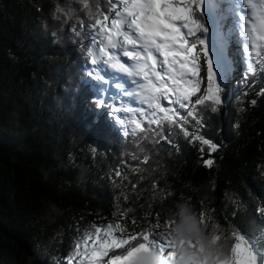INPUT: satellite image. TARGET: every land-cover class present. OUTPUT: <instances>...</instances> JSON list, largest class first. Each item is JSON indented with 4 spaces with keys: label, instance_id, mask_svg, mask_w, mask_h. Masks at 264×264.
Masks as SVG:
<instances>
[{
    "label": "trees",
    "instance_id": "16d2710c",
    "mask_svg": "<svg viewBox=\"0 0 264 264\" xmlns=\"http://www.w3.org/2000/svg\"><path fill=\"white\" fill-rule=\"evenodd\" d=\"M57 7L73 9L72 19ZM77 19L88 23L79 0H0V264H65L87 226L119 222L138 233L157 215L164 225L178 201L202 212L209 227L220 225L229 246L233 230L260 237L264 73L243 84L239 56L217 111L199 106L198 134L216 152L201 153L200 142L182 133L172 144L137 146L94 103L91 65L71 30ZM255 77L258 91L247 95ZM186 127L197 133L194 122ZM116 169L128 178L115 177Z\"/></svg>",
    "mask_w": 264,
    "mask_h": 264
},
{
    "label": "snow or ice",
    "instance_id": "6c2138e0",
    "mask_svg": "<svg viewBox=\"0 0 264 264\" xmlns=\"http://www.w3.org/2000/svg\"><path fill=\"white\" fill-rule=\"evenodd\" d=\"M79 3L88 23L77 19L71 30L81 39L85 60L91 65L86 66L85 72L95 82L96 107L104 109L122 135L132 137L137 146L143 141L172 144L170 137L182 133L200 142L201 153L204 146L210 153L216 152L218 145L198 134L203 127L199 106L208 104L215 112L226 99L221 96L226 76L223 79L221 76L226 66L230 69L232 61L226 55L227 40L221 28L227 17L221 14V22L212 25L216 35L209 37V27L197 19L198 13L205 14L206 0H79ZM214 7L217 6L209 4L208 11L211 13ZM57 11L67 19H72L74 13L73 9L61 7ZM228 16L231 24L227 36L235 38L237 54L245 65L241 82L247 86L249 76L264 73V0H230ZM85 40L87 44L83 43ZM210 47L215 49V56L210 55ZM193 122L197 133H190L186 127ZM131 159L139 157L133 154ZM143 162L147 163V157ZM204 164L210 168L214 160L209 158ZM114 176L121 180L128 178L120 169L114 171ZM117 208L119 213L118 205ZM128 211L131 209L122 215L126 216ZM257 211L264 213V207ZM198 215L206 223L204 214ZM156 220L149 222L147 229L130 234L119 222L91 224L74 242L65 264H131L136 252L150 246L174 260L171 240L163 232L154 231L161 227L158 215ZM170 223L165 222L169 226ZM231 237L234 242L228 245L229 254L219 264H264L261 246L264 231L260 237H252L233 230ZM138 240L141 242L133 243Z\"/></svg>",
    "mask_w": 264,
    "mask_h": 264
},
{
    "label": "clouds",
    "instance_id": "9594fccd",
    "mask_svg": "<svg viewBox=\"0 0 264 264\" xmlns=\"http://www.w3.org/2000/svg\"><path fill=\"white\" fill-rule=\"evenodd\" d=\"M230 54L239 62L237 53L231 50ZM168 221L171 222L170 226L164 224L161 227L174 246L175 259L167 258L157 248L150 246L136 252L131 264H219L227 258L229 244L224 229L216 225L209 227L202 222L189 202L178 201L169 210ZM217 236L220 239H215Z\"/></svg>",
    "mask_w": 264,
    "mask_h": 264
},
{
    "label": "rangeland",
    "instance_id": "374dc122",
    "mask_svg": "<svg viewBox=\"0 0 264 264\" xmlns=\"http://www.w3.org/2000/svg\"><path fill=\"white\" fill-rule=\"evenodd\" d=\"M218 1L220 2V0H218ZM228 1H229V2H228ZM229 3H230V0H227V2H225L224 6L222 7V11H223V13L226 14L225 16L227 17L226 19L223 20L224 28H225V24H226V22L231 20V17L228 16ZM212 4H213V2H212ZM208 5H209L208 0H206L205 14H204V15H200V14L198 13V14H197V19L201 20L202 22L205 23L206 26L209 27V33H208L209 37H214V36L216 35V29H215V27H213L212 25H213L214 22H217V23L221 22V18H220L221 11H217L216 9L213 10V11L217 14V16H218V19H216V16H215V14H214L213 11L211 12V16H210V14H209L210 12L208 11ZM227 30H228V27H226L225 30L221 29V34H222L223 38L226 39V40L230 43V46H231V49H232L233 44L231 43V40L233 39V37H228V36L225 34V33L227 32ZM234 40H235V38H234ZM227 49H229V48H228V45H227ZM231 49H230V50H231ZM198 50H199V49H198ZM212 50H213L214 53L216 54L215 49L212 48ZM212 50H211V48H210V55L215 56ZM227 57L229 58V56H227ZM230 57H231V59H232L233 61L236 62V58H235V56H234L233 54H230ZM201 62L203 63V60H202ZM230 70H234V69L231 68V67H230V69H229V68L226 66V68H225V74L222 75L221 78L223 79L224 76L227 77V76L229 75V71H230ZM203 75H204V73H203V71H202V72H201V76H203ZM259 84H261V82L259 81V77H255V78H254V81L251 82L250 84H248V89H247V91H249V92H247V95H248L250 92H253V91H255V90L258 91L257 87H258ZM106 87H107V86H106ZM202 90H203V86H202ZM114 91H117V90L115 89ZM193 99H195V98H193ZM118 102H119V101H117V104H118ZM137 106H138V105H137ZM118 251H119V250H118ZM110 255H111V253H110Z\"/></svg>",
    "mask_w": 264,
    "mask_h": 264
},
{
    "label": "bare ground",
    "instance_id": "6f19581e",
    "mask_svg": "<svg viewBox=\"0 0 264 264\" xmlns=\"http://www.w3.org/2000/svg\"><path fill=\"white\" fill-rule=\"evenodd\" d=\"M212 2H213V4H212ZM225 2H227V0H220V2H219L218 0H208V3H209V4L217 6V7H214V8L212 9V11H213L214 9H216L217 11H221V14H224V15H226V14L223 13V11H222V7L224 6ZM228 2H229V1H228ZM213 12H214V11H213ZM214 14H215V16H216V19H218L217 14H216L215 12H214ZM220 18H221V15H220ZM226 27H227V22H226V24H225V28H224V25H223V27H222L221 29L225 30ZM227 32H228V30H227ZM227 32H226V33H227ZM226 33H225V34H226Z\"/></svg>",
    "mask_w": 264,
    "mask_h": 264
}]
</instances>
